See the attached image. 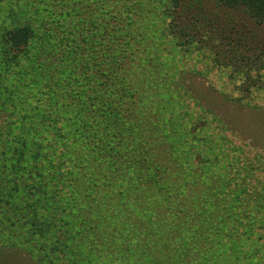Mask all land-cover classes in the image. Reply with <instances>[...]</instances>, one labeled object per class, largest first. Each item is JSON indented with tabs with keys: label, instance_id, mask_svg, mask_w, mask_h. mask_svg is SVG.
Returning <instances> with one entry per match:
<instances>
[{
	"label": "rangeland",
	"instance_id": "obj_1",
	"mask_svg": "<svg viewBox=\"0 0 264 264\" xmlns=\"http://www.w3.org/2000/svg\"><path fill=\"white\" fill-rule=\"evenodd\" d=\"M68 1L79 10L64 22L63 28L72 34L64 36L67 48L63 49L57 47L63 31L57 29L54 34V20L62 11L56 8V0H0V153L9 150L6 146H13L15 140L30 152V159L18 166L0 161V187L7 188L6 195L19 182L26 188L34 186L38 193L42 186L46 190L41 200L38 193V199L25 193L15 210L5 208L15 204H0V264H86L77 247L69 243L64 249L59 242L70 237L66 234L62 238L59 226L43 238L44 242L39 241V233L35 239L27 235L38 228L39 219L69 211L55 204L64 196L59 180L74 182L80 168L77 164L89 166L92 158L105 157L104 150L110 148V136L105 130L103 136L102 127H96L104 121L103 113L108 115L101 112L106 105L89 111L98 112L89 114L98 122L96 126L85 127L83 122L88 137L80 147L82 157L72 151L70 136L80 124L77 115L81 108L86 109L85 96L101 92L100 71L106 66L96 65L99 57L92 61L95 71L86 76L100 75L95 87L92 83L97 81L87 79L66 84L76 76L71 73L67 77L76 67L70 54L84 53L89 60L91 55L107 50L106 43L114 60L107 70L117 65L126 70L124 82L129 88L121 97L116 96V87L110 86L113 95L101 103L110 102L119 108L128 102L127 107L136 115L131 121L138 125L141 139H154L146 146L152 148L154 174L170 190L162 198L168 201L153 199L151 203L155 221L167 230L161 237L162 260L173 263L179 257L180 264H264V22L251 19L243 11L241 0L235 4L220 0H204L201 5L186 2L189 8H184L182 1L176 9L174 32L166 14L171 1L162 0L165 5H159L155 12L158 7H152L153 1L159 0H141L133 7L141 11L148 5L155 13L136 14L141 17L136 18L138 26L147 32L132 40V50L121 54L114 33L121 21L132 16L124 13L128 4L118 0ZM200 7L205 19L195 22V8ZM49 24L54 31L47 52L51 59L42 55L37 59L36 43L41 32L49 30ZM13 29H27L33 42L25 48L6 42L7 32ZM210 29H215L210 35L213 38L208 35ZM224 34L230 40L242 37L244 47L223 40ZM259 47L263 58L260 71L252 53ZM53 52L60 53L59 58L52 57ZM150 57L158 61L157 65L149 63ZM59 65L60 69L66 67L64 75L55 70ZM245 80L251 84L255 81L261 89L253 85L252 92L244 93ZM108 130L113 137V130ZM121 135L123 145H135L136 141ZM33 140L38 147L34 150ZM35 153L44 160L37 161ZM119 155L131 162L125 153ZM29 198L34 199L33 204ZM137 217H141L142 227L149 224L143 222L142 213Z\"/></svg>",
	"mask_w": 264,
	"mask_h": 264
},
{
	"label": "trees",
	"instance_id": "obj_2",
	"mask_svg": "<svg viewBox=\"0 0 264 264\" xmlns=\"http://www.w3.org/2000/svg\"><path fill=\"white\" fill-rule=\"evenodd\" d=\"M118 1L128 4L129 7L126 6L124 13H132V16H127L126 19L120 22L119 27L114 33L117 34L115 35L117 40L114 39L116 41V45L120 49V53L124 54L128 48L132 50L134 47V42H132V40H138V37L147 32L146 28H140V26H138V19L136 18L140 16H136V14L139 15L142 13L143 15H152L155 12H158L160 8L158 7L159 5L161 6L165 4H163L162 0H159L157 3L153 1L152 7L158 8H155V12H152L148 5L144 6V8L147 9H141V11H139L137 7H133L141 0ZM169 1L172 2V6H169V10L166 12L167 18L170 17L168 26L175 32V25L173 23L175 20L176 9L181 7L180 3L184 1L183 7L189 8L191 5L185 6L186 2H189L190 4L193 3L201 5L202 1L204 0ZM220 1H226L227 3L232 2V4H235L239 0ZM56 2H58V4H56V8L62 9L61 13L59 14V18H55L54 20L56 32L53 31V28L51 27L52 24H49V30L41 32V36L38 38L39 43H36L37 53L35 56L37 59H39L41 55L45 56L47 59H51L47 53L51 49L49 48L50 45H52L51 37L53 36L51 35L53 34L51 33L54 32V34H56L57 29L59 31H63V38L58 39L59 42L57 45V47L63 49L67 48V41H65L66 44L63 43L65 40L64 36L66 35L70 37L72 34L68 28L67 30L63 28L64 22L70 21V16H76L75 13L79 10V7L75 6L74 4L72 5V3H70L68 0H56ZM240 5L244 9L243 11L250 15L251 19L261 23L264 22V0H241ZM202 8L203 7L195 8L198 13L195 12L193 21L197 22L205 19V16L202 14L204 11ZM52 12L56 13L57 11L52 9ZM79 22H83V20L80 19ZM140 29L142 31H140ZM212 30L215 29H210L208 31L209 36L211 35ZM205 33L207 34L206 31ZM222 39L230 42L233 41V44H238L242 48L244 47L241 46L245 43V40L242 37L238 36L230 40L229 36L224 34ZM5 40L6 42L16 46V48H25L27 43H29L31 40L33 42L32 33L27 29L10 30L7 32ZM77 41V39H72L73 43ZM106 45L108 50L110 46H108V43H106ZM255 49L257 50L252 53H255V59L259 65L257 70L260 71V68L261 70L263 69V58L261 54H258V52L260 53V47ZM107 50H103L101 54L96 56L91 55V60H86L84 53H81L79 56L78 54H74L73 56V53H71L69 57H73L72 60H74V65H76V67L73 72H69L67 77L70 78L71 73H76V76L71 80L68 79L66 84H73V82L76 83L77 81V83H79V80L82 82L84 79H87V81L96 80L97 82L92 83L95 87L98 84V77L103 75V79H101L100 82L102 85L100 89L101 92H98V94L93 93L92 95L85 96L86 98L83 100V102L86 104V109L81 108V112L77 115V117L80 118V124H77V131L72 132L70 136L72 137V151L76 153L78 152L82 157L83 154L81 148L86 144L85 137H88L87 134H85L87 131L83 130L84 124L85 127L90 124H98L96 119L89 115H96L98 112L94 114L90 113L89 111H95V108L106 105L104 110L101 108V112L103 113V111H105L108 115L103 113L105 118L104 121L102 124L99 122V126H95L97 128L102 127L103 136L104 130L106 134L110 136V148L105 150L103 149L105 157L98 158V160L92 158V160L89 162V166L86 165L85 162H83L82 165L81 162L77 164V167L80 166V168L77 169L78 171L76 170V174L74 173V182L70 181V183H65L64 180H59V190L64 194V196L62 197V202L55 204L57 207L59 206L60 208H65L69 211L65 214H58V216L39 219V229L35 227L33 229V233L27 236L29 239H35L34 237L37 236V233H39V241L44 242L45 240L43 238L51 236L52 232L57 229V226H59L58 229H60L59 232L62 234V238L66 234L70 236L64 241L62 239L59 240V242L63 245L64 249H68L67 245L69 243H71L72 247H77V249L84 254L86 264H180V260L182 259L179 257H177L178 261L172 260L173 263L171 261L165 262L166 260H162L159 252L162 248L161 242H164L161 240V237L167 233V230L164 229V227L161 226L159 222L155 221L151 203L154 201L158 203L168 201V199L163 201L162 198L165 196L164 194L168 193L170 190H167L168 184L164 182L158 174H154L153 169H155V166L152 164V160H150L152 159V148H146L147 143L154 141V139H141V131L139 130L138 125L131 121L136 115L130 109L134 113L133 115L131 114L132 112L129 110V107H127L128 102L121 104L119 108L115 107L114 105H110V102L101 103L102 99L105 100L113 95V91H110L111 89H109L110 86L114 85L116 87V96L121 95V97H123V90L129 88L127 82H124L126 80V70H121L118 65L117 68L115 67L113 69L111 68L109 71L107 70L109 69L110 64L114 62L112 52ZM251 51L252 50H250V52ZM262 51L264 53V50ZM59 54L60 53L58 52H53L51 56H55V59H57L59 58ZM98 57L100 60L96 61L99 59ZM94 60L96 61V65L98 64L102 67L106 66V70L102 69L100 71L101 68H98L100 75L97 78H94V75L92 77L90 76L91 73L95 71V63H92ZM157 62L152 60V57H150L149 63H151V65L155 66L157 65ZM91 64L93 65L91 66ZM61 66L62 65H59V68L55 70L64 75L66 72V67L60 69ZM89 71L90 75L86 76ZM143 71L145 73L146 69L144 68ZM258 75L260 76V74ZM249 82V80L244 81V84L247 85L245 89H243L244 93H250L254 88L253 85L255 81H253L252 84ZM254 86L258 90L261 89V87L257 84ZM90 106L93 108L90 109ZM123 125H126L129 128L124 130L121 128ZM109 128H111L114 132V139L111 137L109 130L107 131ZM121 134H125L128 140L131 139V141H136L135 145H123L122 143H124V141H122ZM159 137L160 136H156L155 138L158 139ZM25 139L28 140L29 138L27 137ZM18 142H20V140H15V144L13 146L11 144L10 147L6 146V148L9 150H2L0 153V161H5L7 164L12 165L11 167H13L20 165V161L26 162L30 159L28 154L30 152L27 153L26 149L23 148L22 145H19ZM30 142L34 150V147H36V142L34 140L33 142ZM75 147H77V149L80 147L81 148L77 151ZM32 148L30 147V149ZM122 151L127 155L128 158L131 159V162L128 161L125 156L119 155H124V153H121ZM34 158L37 161L44 160L43 156H41L39 153H35ZM122 158L123 161L119 164L118 162ZM96 166L100 169H97ZM72 168L75 169L76 166ZM21 183L22 182L15 184V190L11 191V193L8 195H6L7 188L4 186L0 187V204L5 206H11L13 204L16 205L12 207H5L6 209H18L17 206L19 201L20 203L23 202V199H25L23 195H25L27 192L33 194V197L31 198L36 197L38 199L37 188H34V186L31 185L27 186L26 188L23 187ZM38 196L40 200L46 196V190L43 186L40 190V193H38ZM173 197L172 199L175 200ZM31 198H29V201H31L33 204L34 199L31 200ZM6 199H12V201L7 202ZM20 210L22 209L20 208ZM141 213L146 218H143V222L146 220V222L149 223L147 226L144 225L142 227L139 224L141 217L138 218L137 215ZM197 224L198 223H196V225ZM204 234L205 233L198 232V235L200 236ZM195 235L197 234L195 233ZM184 251L186 252V250Z\"/></svg>",
	"mask_w": 264,
	"mask_h": 264
}]
</instances>
